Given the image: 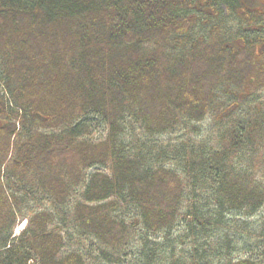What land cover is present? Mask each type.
Instances as JSON below:
<instances>
[{"label":"trees","instance_id":"trees-1","mask_svg":"<svg viewBox=\"0 0 264 264\" xmlns=\"http://www.w3.org/2000/svg\"><path fill=\"white\" fill-rule=\"evenodd\" d=\"M261 1L0 0V264H87L65 250L55 228L69 220L76 234L106 249L125 247L138 232L113 216L119 202H131L153 234L171 230L180 217L193 220L198 228L187 224L194 245L186 264H211L206 253L220 258L230 249L228 241L197 242L209 235V222L216 227L225 213L264 204ZM5 90L22 111L13 144L18 112L6 108ZM214 115L225 128L219 148L187 147L179 160L186 181L153 168L149 143L129 151L123 140L131 124L152 138ZM92 116L108 131L95 143L82 140ZM95 166L107 172L84 174ZM11 182L25 187L24 198L46 199L53 209L23 213L26 201ZM188 188L190 207L181 214ZM74 193L79 199L68 214ZM209 201L213 212L192 204ZM19 217L28 223L15 238ZM160 251L150 240L138 263H156ZM247 251L225 264H264V245ZM113 256L99 257L116 264Z\"/></svg>","mask_w":264,"mask_h":264},{"label":"rangeland","instance_id":"rangeland-1","mask_svg":"<svg viewBox=\"0 0 264 264\" xmlns=\"http://www.w3.org/2000/svg\"><path fill=\"white\" fill-rule=\"evenodd\" d=\"M261 3H264V0H262ZM12 42L14 41L12 40ZM1 94L5 99L6 108L18 112V117L13 119L11 123L12 127L14 128V133L11 137L10 143L13 144L14 138H17L18 133H20V116L22 115V111L19 107L17 108L13 104L10 94L7 90L2 91ZM262 95L264 96V92L262 93ZM90 120L91 122L89 123H91V130L88 131L87 135L83 136L82 140L91 143L103 140L107 136V128L105 127V125L101 124L103 122L99 118L92 116L90 117ZM214 120H216V122H214ZM220 123L221 121L219 116H207L203 122L197 124L183 123L181 127L173 132L162 136H154L152 138L147 137L139 125L131 124L128 127V133L123 136V140L129 151L137 148L141 145V143H149L150 145H148V148H152L151 156L154 160V163L157 164L153 165V168L164 167L170 169L174 171L175 174L179 175L182 180L186 181V176L184 175L182 169V163L179 162L181 155L185 152H188L187 147L189 146H194L195 153L202 151L200 147H204L207 151L217 150L219 148V134L221 135V133L225 129L220 126ZM39 131L41 132V130ZM178 165L179 168L177 169ZM105 169L106 168L104 166H95L90 169L84 170V174H91L97 170L107 172V170ZM257 176H259V174H257ZM2 178L3 181H5L6 175ZM11 186L12 191L17 192L20 197L24 201H26V205L24 207L21 206V210L23 213L34 211L36 208L39 210L53 209V207H51L45 201L46 199H42V203L39 204L35 200H28L24 198L23 188L25 187L17 186L15 184H12V182ZM189 191L190 189L188 188V190H186L185 192V203L183 204V210L181 211V214L187 212L188 208L190 207L188 206L190 202V196L187 195ZM199 197L203 198L204 196L201 193ZM78 199V193H74L73 198L70 199L68 205L66 206L65 212H68V214H70L69 212ZM130 204L131 202H126V204H124L123 202H119L116 211L113 213V216H118V218L132 223L133 226H136L138 234H136V236L132 239L128 238L125 241V243L128 241L125 247L119 248L116 251L106 249L105 246H102L96 239L92 238L91 236L88 235L82 237L79 234H76L75 231L72 230L74 227L71 225L72 223L69 220L65 226L55 227L57 230L63 231V234L66 238L65 250L70 249L69 251H78V253H80L85 258L87 264H105L101 257H99L101 251H106L110 254H114L115 256L113 257H115L116 261L118 262H116V264H139L138 262L140 254L146 250L148 242L152 240L157 250H164V252L160 251L161 254L156 255L157 262L160 263L156 262L152 264H172V261H174L175 264H186V260L191 255L190 253L193 251L194 245V240H192L194 238L191 239L190 233L186 232L187 224L191 223L192 227L198 228L197 225L193 224L195 222L193 220H187L188 223H186L185 218L180 217L178 223L171 230L158 232L156 234H153L154 232L152 231H148L150 233L148 234L147 230H143L142 223L137 220V208ZM192 204L194 207L198 208L205 205V210H209L210 212L216 210L213 207L215 206V204H212L211 201L206 202V204L204 202H202L201 204ZM163 206H165L164 203ZM53 213L55 214L56 211L53 210ZM221 221L222 223H219L220 225L216 227H212L213 223L209 222L210 226L207 227V229L209 230V235L206 236L205 239L197 242L200 245H211V247H213V244L217 242L222 243L223 246L226 245L224 242H230V249H228V251L226 249L224 251L218 250L220 252V258H211L210 253H206L205 256H209L208 260L211 264H225L229 261H239L240 259L248 257L246 256V252H248L247 249H252L259 244L264 245V204L258 211L252 213H249L247 211H241V213L231 214L225 213L221 218ZM27 223L28 222L26 218H17L15 226L13 228V237H18L24 230V226H27ZM144 238L147 241H144ZM226 238H228V240ZM76 246H80V248H77ZM168 247L174 249V259H170L168 257V254H170ZM201 254L202 251H199L197 255ZM254 256L258 259L256 255ZM164 257L166 258L165 260H163ZM258 260L262 262L261 258H259Z\"/></svg>","mask_w":264,"mask_h":264},{"label":"bare ground","instance_id":"bare-ground-1","mask_svg":"<svg viewBox=\"0 0 264 264\" xmlns=\"http://www.w3.org/2000/svg\"><path fill=\"white\" fill-rule=\"evenodd\" d=\"M21 230V229H20Z\"/></svg>","mask_w":264,"mask_h":264}]
</instances>
